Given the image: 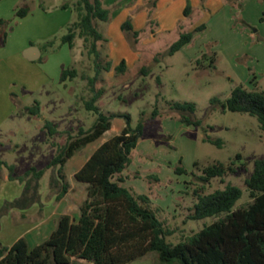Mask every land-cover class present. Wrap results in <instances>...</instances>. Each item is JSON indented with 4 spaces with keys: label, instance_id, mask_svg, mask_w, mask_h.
Instances as JSON below:
<instances>
[{
    "label": "rangeland",
    "instance_id": "obj_1",
    "mask_svg": "<svg viewBox=\"0 0 264 264\" xmlns=\"http://www.w3.org/2000/svg\"><path fill=\"white\" fill-rule=\"evenodd\" d=\"M66 2L70 7L61 6ZM75 2L0 0V17H6V23L0 26V57L12 51L7 41L21 28L33 33L27 38L36 39L35 33L43 30L42 21L46 19L49 23L52 21L55 31L50 38L55 42L44 49L40 68L16 57L0 60L1 115L8 111L5 98L10 92L27 97L23 101L31 106L36 99L42 100L39 115L23 117L21 113L18 118L15 114L0 126V157L13 164L19 174L32 166L43 168L52 158V145L46 142L51 137L47 130H40L47 120L67 129L55 139L63 142L79 128H90L96 119V114L85 107V100L94 93L89 78L96 75L95 56L89 54L90 43L84 45L83 39L77 37L71 48L61 42L69 25L77 19ZM102 2L110 11V19L96 20V25L107 38L100 46L103 64L107 59L111 64L109 70H101L95 81V88L104 91L97 105L107 114H130L133 126L144 123L143 135L132 151L131 162L122 172V184L150 196L151 207L158 217L174 230L168 240L177 243L221 217L188 218L196 201L194 190L202 184L205 192L222 189L229 183L241 187L243 195L234 208L247 206L251 201L246 179L254 171L255 161L264 158V130L257 117L223 111L220 106L214 107L211 99H226L237 85L264 92V0ZM25 5L30 11L21 21L24 17L17 16L16 11ZM188 6L190 13L186 15ZM125 22H130L133 29H123ZM202 24L205 28L197 31L190 43L174 54L169 53L182 33ZM3 31L7 32L5 43L1 40ZM134 31L139 32L137 37ZM212 58H215L213 64ZM122 61L126 69L119 71L117 66ZM64 67L76 68L78 75L62 81L58 71ZM144 67L149 68L147 74L143 72ZM55 71L58 78L53 75ZM45 74L50 76L44 86L25 93V88L32 89L46 79ZM184 101L196 103L195 118L202 120L201 126L186 124L170 108L171 103ZM115 131L108 130L97 143ZM206 135L221 138L223 145L205 141ZM238 154L241 159H237ZM195 161L200 167L234 161L240 168L236 173L206 183L198 177L201 170L194 166ZM179 167L188 172H178ZM52 170L49 168L47 173ZM11 180L17 181L16 185L23 184V193L25 182ZM67 181L75 184L76 195L77 188L83 189L73 175ZM47 185L40 181L41 200L33 204H44L42 191ZM11 190L9 186L6 189ZM45 200L48 199L45 197ZM149 258L159 264L156 253H150Z\"/></svg>",
    "mask_w": 264,
    "mask_h": 264
},
{
    "label": "trees",
    "instance_id": "obj_2",
    "mask_svg": "<svg viewBox=\"0 0 264 264\" xmlns=\"http://www.w3.org/2000/svg\"><path fill=\"white\" fill-rule=\"evenodd\" d=\"M73 6L77 19L69 25L61 42L71 48H74L77 37L83 39L84 45L90 43L89 54L95 56L96 75L89 78L94 93L85 100V107L96 114V119L90 128L81 127L76 134H68L66 142L58 147L47 165V168L56 170L50 188L57 190V199H61L70 187L64 172L68 159L89 143L100 139L111 128L113 119H124L125 126L103 141L75 173L76 181L87 185L86 198L80 206L78 219L63 214L48 238L33 247L24 237L11 246L0 243V264H128L152 252L156 253L159 264H264V158L255 161L254 171L246 179L251 198L247 206L234 208L243 195L238 185L229 183L212 192H205V184L196 188V201L190 208L188 218L221 217L177 243L168 240L174 230L158 217L151 207L150 196L139 194L122 184V172L131 162L132 151L143 135L144 123L133 126L130 114H107L97 105L104 91L95 88V81L101 70H109L111 62L107 59L103 64L100 46L107 38L98 29L96 20L108 21L110 11L103 6L102 0H76ZM63 7L68 5L64 4ZM29 11L30 8L25 5L16 11V15L24 17ZM185 12L186 15L190 13V6ZM5 23L6 19H0V26ZM122 27L133 29L130 22H125ZM204 28L202 24L182 33L171 45L169 53L179 51L192 41L197 31ZM138 34L134 31L135 37ZM6 37L7 32L3 31V43ZM54 42L48 40L44 47L52 46ZM211 61L213 64L215 58ZM125 69V61L120 62L117 70ZM148 71L149 68H143L144 73ZM77 75L76 68H64L61 80ZM211 103L214 107L220 106L223 111L248 113L257 117L264 130L263 91L237 85L226 99L214 97ZM170 108L177 111L181 120L188 125L201 126L203 123L195 118V102H173ZM26 109L33 115L41 113L38 101ZM157 112L156 109L154 113ZM44 128L50 136L58 133L57 126L49 120L45 122ZM204 140L223 145L221 138L206 135ZM237 159H241L240 154ZM235 165L232 161L200 167L198 161L194 162V166L201 170L198 177L206 183H210L213 178L236 173L240 166ZM3 167L8 169L10 179L24 181L25 187L21 196L5 201L0 208V225L1 218L10 210L25 209L41 200L40 181L47 169L32 166L19 174L13 164L0 157V168ZM177 171L188 172L184 167L177 168Z\"/></svg>",
    "mask_w": 264,
    "mask_h": 264
},
{
    "label": "crops",
    "instance_id": "obj_3",
    "mask_svg": "<svg viewBox=\"0 0 264 264\" xmlns=\"http://www.w3.org/2000/svg\"><path fill=\"white\" fill-rule=\"evenodd\" d=\"M64 4H67L68 7H70V4H68L67 2ZM64 4H62L61 6H63ZM5 18H6L5 15L4 17L3 16L0 17V19H5ZM26 18L27 16H24V18L21 21H24V19ZM51 22L49 23L46 19H43L42 21L44 25L43 30L40 33H35L36 36L34 38L36 39H33L31 37H28L29 38L28 39L27 36L28 35L33 36V33L30 34L24 31L23 28L19 29L16 35L13 34L9 38L10 40H13V41L12 42H10V40L7 41V47H9V50L11 49L12 51L9 52L8 56L7 55L1 56L0 60L3 61V60H7L9 57H16L18 60L27 61L39 67L40 65L39 63H43L41 61H43L42 59H44L43 58L44 49L46 48L44 47V45L55 34V31L53 30L54 26H53V23ZM19 23H21L20 25H22L24 22H19ZM33 46H36L40 49L41 55L35 60H30L24 56V53H28L30 56L37 53L36 50L27 52V49ZM63 69L59 68L58 72H60V77H61ZM58 72L57 71L54 72L53 74L54 77L56 76L58 78L59 76ZM45 76H46L45 77L46 79H43V81H40L41 83L36 84L32 89L25 88L24 89L25 93H28L29 90L31 91L37 90L42 85L44 86L49 80L50 75L45 74ZM59 85H62V83H60ZM9 94L11 95L9 96ZM9 94L5 98L6 104H8V106H5V107L7 108L8 111L4 112L3 115L0 114L1 115L0 116V126L4 125L15 114L18 118L20 117L21 113L23 117L25 115H33V114H30L26 109L27 107L31 105H28L24 103L25 101H23L27 97L22 98V96H19L14 92L13 93L10 92ZM36 100L39 101L40 105L42 104L41 103L42 100L40 98ZM20 103L21 105H19ZM0 111H1V106H0ZM124 126H125V121L117 120L116 118V122H115V119H113L110 129H114L116 131L110 136L120 132ZM57 128H58V133L54 134L53 136H50L48 134L51 138L49 140L45 139L46 142H49L52 145L53 155H52V158L47 162L46 166L43 168H47V165L50 163V161L55 156L58 150V147L60 145H63L66 142L65 140L63 142H58L55 140L56 136H59L63 131L67 130L66 128H61L59 125H57ZM44 129H45L44 125H42L40 130L44 131ZM98 140L89 143L87 146L77 151L70 159H68V161L66 162L64 166V172L66 175V179L68 178L67 180L70 181L71 175H73L74 177L75 173L83 166V164L90 157V155L94 152V150L106 139L97 143ZM14 146H18V145H14ZM50 168L53 169L52 172L48 174L47 170L49 168H47L43 175V178L41 179V182L45 181L48 184L47 186H44V189L46 188V190L42 191L44 193L42 196V200L44 201V204H42V206L39 204H33L32 206L25 208V209L14 208L1 218L0 243L2 245L11 246L19 238L24 237L28 241L29 246L33 247L34 245L48 238L51 232L56 228L58 220L63 214H69L74 219H78L80 215V206L86 198L87 185L85 183H81L77 181L78 182L77 184H81L83 189L79 190V188H77L78 194L76 195L74 191L76 187L75 184H73V182L70 184L69 182L70 187L67 193L61 199H57L56 197L57 190H52L50 188V181L52 177L56 175L55 173L56 170L53 167H50ZM0 177H1L0 184H2L1 188L4 190L3 193L0 192V208H1L4 204V201L13 200L21 196L23 184L20 183L16 185L17 181L15 182L14 180L10 179L9 171L6 167L0 168ZM8 186L12 187L11 192L6 191ZM45 197L48 199L47 201L45 200ZM149 255L150 254L138 260H135L131 263H128V264H156V262H154V259L151 260L149 258ZM88 264H92V263H88Z\"/></svg>",
    "mask_w": 264,
    "mask_h": 264
},
{
    "label": "water",
    "instance_id": "obj_4",
    "mask_svg": "<svg viewBox=\"0 0 264 264\" xmlns=\"http://www.w3.org/2000/svg\"><path fill=\"white\" fill-rule=\"evenodd\" d=\"M37 51V53L33 54L32 56H30L28 53H24V56L27 57L28 59L30 60H35L37 59L38 57H40L41 53H40V49L36 46H33V47H29L27 49V52H30V51Z\"/></svg>",
    "mask_w": 264,
    "mask_h": 264
}]
</instances>
